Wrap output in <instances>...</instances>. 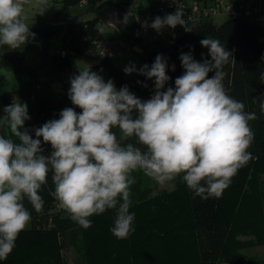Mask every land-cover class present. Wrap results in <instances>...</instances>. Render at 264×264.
<instances>
[{
  "label": "clouds",
  "instance_id": "1",
  "mask_svg": "<svg viewBox=\"0 0 264 264\" xmlns=\"http://www.w3.org/2000/svg\"><path fill=\"white\" fill-rule=\"evenodd\" d=\"M28 3L0 0V45L18 49L34 35L26 23ZM34 6L43 15L48 0H35ZM183 16L182 6L177 5L174 13L155 17L151 25L145 21L143 26L160 33L179 25L191 32ZM200 44L211 59L199 62L191 52L181 54L184 72L175 79L174 88L164 90L170 77L162 55L151 67L145 64L139 69L141 75L154 79L155 91L147 101L127 86L117 90L111 79L105 81L89 65L80 68L70 79L68 96L81 111L63 109L59 119L35 129V139L26 129L21 131L31 119L27 103L14 97L4 107L0 129L11 135H0V261L7 260L32 219L25 199L36 213L42 212L44 200L39 193L50 172L51 194L73 222L88 229L90 217L113 209L110 231L121 240L134 231L135 214L129 212L134 171L160 185L182 177L204 200L222 196L232 178L254 158L248 151L254 140L249 122L257 115L246 112L244 103L225 89L222 69L232 52L219 39L205 38ZM134 71L135 66L124 68L126 74ZM210 72H214L211 77ZM260 81L264 83V72ZM259 107L264 114V100ZM113 129H119V138ZM41 137L53 149L48 156L42 154ZM131 138L135 144L125 143Z\"/></svg>",
  "mask_w": 264,
  "mask_h": 264
},
{
  "label": "trees",
  "instance_id": "2",
  "mask_svg": "<svg viewBox=\"0 0 264 264\" xmlns=\"http://www.w3.org/2000/svg\"><path fill=\"white\" fill-rule=\"evenodd\" d=\"M58 1L62 3L61 12L66 18L70 15L69 7L80 0ZM86 2L95 12L106 6H119L128 24V29L122 31L121 36L132 45L142 41L139 19L123 10L115 0ZM95 19L98 18L95 16ZM88 24L89 20L69 22L53 30L54 33L62 32L63 50L86 52L89 42L84 36ZM37 27L39 36L47 38L51 29ZM190 27L191 32L184 30L167 45L146 52L132 78H128L111 57L99 59L89 66L105 81L111 79L117 90L127 86L137 98L147 101L154 94L155 86L154 79L139 73L143 65L151 67L156 56L162 55L167 61V75L170 77L164 90L174 88L175 79L184 72L181 54L191 52L199 62L210 60L208 49L200 41L219 39L232 52V57L222 69L225 72V89L230 96L244 103L246 112L257 115L256 120L249 122L254 140L248 151L254 158L232 178L220 198L204 200L182 180L170 191L131 204L129 212L135 214L134 231L123 240L117 239L110 231L116 215L113 209L90 217L92 226L88 229L73 222L51 194L54 184L50 172L47 184L39 193L44 200L42 212L36 213L25 199V207L32 217L31 226L19 234L12 253L0 264H63L61 252L66 245L75 247L84 264H252V257L243 249L264 244V180L261 179L264 176V114L259 107V102L264 100V83L260 81V74L264 72V26L228 18L219 26L206 20ZM1 46L5 51L7 45ZM10 59L18 78L15 93L20 95L23 103H27L31 117L25 125L39 128L49 120L59 119L65 108H74L78 113L81 111L72 104L67 88L63 93H55L39 86L37 71L40 67L22 65L17 57ZM50 60L57 74L68 68L67 54H50ZM72 74L78 75L79 69ZM212 75L214 72L209 73V77ZM13 98L14 93H4V107L10 105ZM113 131L119 138V129ZM129 142L135 144L136 140L125 141ZM41 147L45 156L53 151L51 145L43 143V140Z\"/></svg>",
  "mask_w": 264,
  "mask_h": 264
},
{
  "label": "rangeland",
  "instance_id": "3",
  "mask_svg": "<svg viewBox=\"0 0 264 264\" xmlns=\"http://www.w3.org/2000/svg\"><path fill=\"white\" fill-rule=\"evenodd\" d=\"M115 1L121 6H124V9L129 10V12H133V10L136 9L131 6V3L136 0ZM145 1L146 0H143V4H145ZM212 2L213 1L206 0L207 4H211ZM258 2L260 7V16L264 18V10H262L264 9V0H258ZM34 4L35 0H29V3L25 5V15L27 16L26 22L34 21L40 28L49 27L51 29L50 31H53L55 28H62L64 26H53L50 24L51 20L55 17H58L60 19L64 17L63 11L61 12L62 3H60L58 0H48L49 8L44 12L43 15L38 14V10L34 6ZM69 14L70 17H66L69 22L89 20V24L85 27L84 36L88 42H90V40L93 38L111 37L115 39L117 36L115 35L116 32L113 30V28L102 23L99 19H95L96 12L89 6H87V4L83 7H79L78 3L70 6ZM226 20L227 18H225V16L218 15L214 16L213 19H211V23L215 26H219ZM47 39L49 42L50 54L59 52L64 48L61 31L58 33H53L52 35H48ZM113 48L114 52L115 50L119 51L123 49L116 40ZM4 52L5 51L3 47L0 45V117H3L5 115L3 111L4 102L2 100V95L4 93H14L15 97V91L18 88V78L14 64ZM15 55L17 58H20L22 65L31 66L33 68L40 67V46L38 42L27 41L25 45H22L20 48L15 49ZM95 55L96 49L90 45L85 53H78L72 50H67V57L69 61L68 67L74 71L86 67L95 60ZM122 59L123 61H126L125 59H130L134 64H137L135 63V61L138 62L140 58L138 53L130 51L126 53V55L123 56ZM6 134L9 135L7 129H0V135ZM130 175L135 179V183L130 185V199L132 201L131 204L147 201L166 191H170L176 186L179 181H182V177H177L173 181H169L164 185H160L156 181L145 176L142 171H134ZM261 179L264 180V176H261ZM30 226L31 221L29 222L27 228H29ZM243 252L246 255L252 257V264H264V244L245 248L243 249ZM61 255L63 264H84L80 253L72 245H66L61 252Z\"/></svg>",
  "mask_w": 264,
  "mask_h": 264
},
{
  "label": "built area",
  "instance_id": "4",
  "mask_svg": "<svg viewBox=\"0 0 264 264\" xmlns=\"http://www.w3.org/2000/svg\"><path fill=\"white\" fill-rule=\"evenodd\" d=\"M140 0L133 1L131 6L136 8L140 5ZM177 3V4H176ZM155 0L153 13H174L177 5L182 6L184 10L183 18L188 21L189 26L197 25L203 21L210 20L217 15H225L228 18L240 19L251 24L264 26V18L260 16V7L258 0H214L211 4L201 0ZM86 0H80L78 5L83 7ZM53 26L65 25V19L54 18L50 22ZM114 38H93L89 45L96 49L95 61L113 56ZM61 56L67 54L66 50L59 51Z\"/></svg>",
  "mask_w": 264,
  "mask_h": 264
},
{
  "label": "water",
  "instance_id": "5",
  "mask_svg": "<svg viewBox=\"0 0 264 264\" xmlns=\"http://www.w3.org/2000/svg\"><path fill=\"white\" fill-rule=\"evenodd\" d=\"M96 17L104 24L113 25L118 31L120 38L117 40L118 43L123 45H130V41L125 37L121 36L122 31L128 29L127 21H125V15L118 6H106L96 11ZM29 31L34 33L28 37L27 41L38 42L40 46V69L37 71V80L39 86L44 89L52 90L55 93H63L67 88L70 89V79L74 75L71 73L69 68L64 69L61 73L57 74L54 72V69L50 65V53H49V42L47 38L40 39L37 35L38 27L29 26ZM54 31H49L48 35H52ZM6 55L12 59L16 58L15 49L8 48L5 49ZM15 98L19 102L23 103L20 95L15 93ZM37 127L31 125H24V128L29 132V134L35 139V129ZM41 139V138H39ZM42 143V139H41Z\"/></svg>",
  "mask_w": 264,
  "mask_h": 264
},
{
  "label": "crops",
  "instance_id": "6",
  "mask_svg": "<svg viewBox=\"0 0 264 264\" xmlns=\"http://www.w3.org/2000/svg\"><path fill=\"white\" fill-rule=\"evenodd\" d=\"M203 1H206V0H203ZM209 1H214V0H209ZM140 2L141 3L138 6V8L136 7V9L133 10V12H129V10H127V9H123V10H125L126 12H129V13H132L136 19H139L140 33H141L142 41L140 43L134 44V45H132V44L123 45V44L119 43L121 45V48H123V49H121L119 51L115 50V52H114V48H113V56L111 58L113 59L115 64L117 66H119L123 71H124V68L127 66H135V68L137 69L138 65L140 64V61L145 56L146 52H148L152 49H155L157 47L167 45L168 43L171 42V40L180 36L182 34V32L184 31V28H182L179 25L175 29L165 27L164 29H162V31L160 33H157V31L152 29L150 26L144 27L143 25H144L145 21H147L148 25H151V23L153 22L155 17L160 16L161 18H163L165 15L171 14V12L170 13H163V14H156V13H153V7H154L155 0H146L145 4H143V0H140ZM112 6H117V5H112ZM122 7L124 8V6H122ZM262 10H264V9H262ZM121 11H122V9H121ZM221 16H225V15L221 14ZM68 17H70V15ZM225 18L228 19L227 16H225ZM62 19H65L66 23L69 22V20L67 18H62ZM211 19H213V18H211ZM211 19H210V21H211ZM26 23L29 26H36V23L34 21L33 22H26ZM106 25L113 28V30L117 33L118 30L113 25H111V24H106ZM116 33H115V35H117V36H116L115 40L117 41L120 38L119 31L117 34ZM130 51H134V52L138 53L140 59L138 60V62L135 61V63H137V64H134L133 61L130 59H128V60L125 59L126 61H123L122 57L125 56L126 53H128ZM94 62H95V60L92 61L90 63V65L93 64ZM131 63H132V65H131ZM69 69L71 70V73L74 72V70H72L71 68H69ZM134 73H135V71L131 74L125 73V75L128 78H132Z\"/></svg>",
  "mask_w": 264,
  "mask_h": 264
},
{
  "label": "flooded vegetation",
  "instance_id": "7",
  "mask_svg": "<svg viewBox=\"0 0 264 264\" xmlns=\"http://www.w3.org/2000/svg\"><path fill=\"white\" fill-rule=\"evenodd\" d=\"M38 32H39V31H38ZM38 32H37L38 37H39L40 39H42V37L39 36ZM64 89H65V88H64Z\"/></svg>",
  "mask_w": 264,
  "mask_h": 264
}]
</instances>
